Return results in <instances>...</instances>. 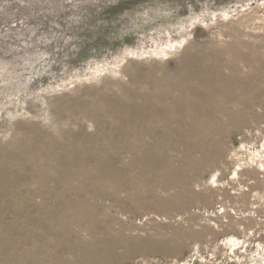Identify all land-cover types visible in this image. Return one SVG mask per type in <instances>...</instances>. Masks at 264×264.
I'll list each match as a JSON object with an SVG mask.
<instances>
[{
  "label": "rangeland",
  "instance_id": "rangeland-1",
  "mask_svg": "<svg viewBox=\"0 0 264 264\" xmlns=\"http://www.w3.org/2000/svg\"><path fill=\"white\" fill-rule=\"evenodd\" d=\"M234 52L264 58V0H0V145L22 141L45 155L55 145L82 150L121 138L128 120L120 110L161 91L184 56L207 53L204 61L213 56L243 70ZM253 108L243 109L248 123L214 136L222 154L193 170L192 184L200 179L202 188L192 190L204 200L167 223L126 219L140 236L160 238L170 225L194 228L202 241L182 237L177 259L137 252L109 264H264V105ZM30 201L28 215L54 205L40 195ZM8 209L0 233L25 215ZM50 248L51 259L70 257Z\"/></svg>",
  "mask_w": 264,
  "mask_h": 264
},
{
  "label": "bare ground",
  "instance_id": "bare-ground-1",
  "mask_svg": "<svg viewBox=\"0 0 264 264\" xmlns=\"http://www.w3.org/2000/svg\"><path fill=\"white\" fill-rule=\"evenodd\" d=\"M232 56L243 70L213 56L207 61L184 56L161 91L120 110L128 120L121 138L108 135L106 143L96 140L91 149L82 150L55 145L45 155L22 141L12 148L0 145V216L9 206V213L25 210L28 215V207H35L30 201L34 195L42 196V204H54L43 216L30 213L4 225L0 254L10 255L0 256V264H109L137 252L177 259L182 237L202 241L194 228L170 225L169 234L160 238L140 236L126 219L144 215L167 223L179 220L196 199L204 200L193 191L202 188L200 179L192 184L198 176L193 170L222 154L214 136L225 126L248 123L243 109L264 105V58ZM45 235L49 240H43ZM22 244L27 245L19 251ZM50 247L70 257L51 259ZM117 248L125 254H115Z\"/></svg>",
  "mask_w": 264,
  "mask_h": 264
}]
</instances>
